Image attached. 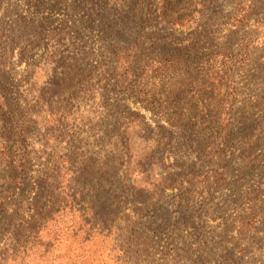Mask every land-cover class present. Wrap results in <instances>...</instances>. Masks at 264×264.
<instances>
[{
  "label": "rangeland",
  "instance_id": "374dc122",
  "mask_svg": "<svg viewBox=\"0 0 264 264\" xmlns=\"http://www.w3.org/2000/svg\"><path fill=\"white\" fill-rule=\"evenodd\" d=\"M107 20L117 23L112 33L102 29ZM57 42L66 55L80 51L82 68L96 77L85 106L101 111L99 103L106 102L114 113L127 105L152 127L162 126L159 147L136 140V131L129 130L128 175L134 188L162 193L157 212L165 218L157 227L153 210L147 211L143 224L151 236L139 254L134 248L123 255L117 235L86 242L83 232L66 231L45 237L54 248L40 264H120L118 258L123 264H263L264 0H0L2 109L18 100L24 141L31 153L44 142L43 164L52 156ZM115 44L134 45L141 63L180 57L182 68L157 89L158 111L134 104L115 87ZM90 117L84 122L96 125L98 119ZM5 128L0 120V146ZM4 162L0 154V264H39L31 252L23 258L13 250L17 240L11 241L7 227L14 223L18 233L20 219L3 208ZM21 198L14 191L8 201L18 204ZM252 212L262 215L258 227L241 232L242 218Z\"/></svg>",
  "mask_w": 264,
  "mask_h": 264
},
{
  "label": "trees",
  "instance_id": "16d2710c",
  "mask_svg": "<svg viewBox=\"0 0 264 264\" xmlns=\"http://www.w3.org/2000/svg\"><path fill=\"white\" fill-rule=\"evenodd\" d=\"M116 27L117 23L107 20L102 29L112 33L110 29ZM66 35L63 33L64 38ZM62 46L63 43L57 42L53 53L54 106L50 111L48 136L52 143L51 162L40 161L44 142L35 145L39 146V152L28 150L29 145L24 141L27 129L18 100L15 98V104L3 111L0 95V120L6 127V141L0 146V154L8 172L7 195L2 197V204L4 209L11 210V216L20 219L16 225L18 233L13 234L14 223L7 227L11 241L17 240V248L13 250L23 258L31 252V260L40 264L39 258L50 247L54 248V241L47 238L49 244L45 237L53 235L55 239L62 232L81 231L86 242L95 236L117 235L123 255L130 256L134 248L135 254H139L146 237L151 236L150 228L143 224L147 211L153 210L151 223L157 227L164 223L165 214L157 212L162 193L134 188L128 175L131 140L128 132L134 129L136 140L151 141L159 147L165 138L160 133L163 128L152 127L139 112L127 111V105L122 110L117 106L114 113H109L106 102L99 103L101 111L93 105L85 106L83 102L88 100L96 77L87 75V69L82 68L85 64L80 51L66 55L65 49H60ZM110 52L114 58L115 87L129 93L134 104L151 113L158 111L157 89L182 68L180 57L169 54L145 63L137 62L138 49L130 44H115ZM97 75L99 78L98 72ZM90 116L98 119L96 125L84 122ZM82 123L85 125L81 126ZM14 191L22 194L18 204L8 201ZM242 219L240 231L247 232L258 227L262 215L252 212ZM117 262L123 264L124 260L118 258Z\"/></svg>",
  "mask_w": 264,
  "mask_h": 264
}]
</instances>
